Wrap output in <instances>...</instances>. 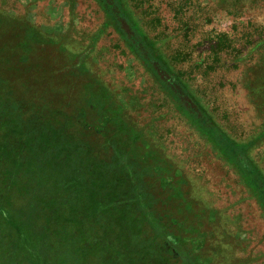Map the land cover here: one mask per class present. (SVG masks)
Returning <instances> with one entry per match:
<instances>
[{
  "label": "rangeland",
  "instance_id": "1",
  "mask_svg": "<svg viewBox=\"0 0 264 264\" xmlns=\"http://www.w3.org/2000/svg\"><path fill=\"white\" fill-rule=\"evenodd\" d=\"M127 1L129 24L114 25L98 0H0V92L12 97L3 108L31 120L26 129L41 116L81 140L83 166L130 153L154 197L143 233L156 234L151 249L168 264H264V0ZM217 130L247 147L258 173L241 177L209 141ZM5 165L0 196L26 214L18 231L0 209V264H93L69 259L68 229L49 244L47 195L34 193L30 210L29 196H11L37 164L14 179ZM91 230L82 242L109 232Z\"/></svg>",
  "mask_w": 264,
  "mask_h": 264
},
{
  "label": "trees",
  "instance_id": "2",
  "mask_svg": "<svg viewBox=\"0 0 264 264\" xmlns=\"http://www.w3.org/2000/svg\"><path fill=\"white\" fill-rule=\"evenodd\" d=\"M98 2L102 3L107 15L111 14L110 17L113 15L114 25L129 24L131 15L128 18V14L123 16L121 13L122 10L130 11L127 0L110 2L98 0ZM117 15L120 17L118 20ZM3 93L0 92L2 94L0 95V166L5 163L6 165L2 176L14 179L11 173L18 167L26 165L29 161L37 164L38 173L31 172L30 178L22 182L14 181L8 188L12 187L11 196L14 190L18 197L29 196L24 200L26 209L29 210L30 197L34 193L39 194L41 199L43 195L48 196L46 200L51 220L47 226L55 229L52 231V236L49 230L51 240L49 244L52 245V239L60 235L58 228L63 227L72 235L69 259H80L81 256H85L91 259L93 264L96 259H103V264H168L162 253L151 249V246L158 247L155 243L156 234L145 236L143 233L145 226L150 227L149 221L152 218L148 210H153L149 207V203L154 197L144 185L142 177L136 175L135 171L139 164L133 156L126 153L122 156H111L107 161H101L92 168L83 166L86 158L91 156L87 154L81 140L62 131L59 132L56 124H51L41 116L31 117L36 121L37 128L26 129L25 124L31 123V120L16 115L17 110L11 113L9 108H3L5 103V106H9L11 103L9 100H12L10 96L9 100L5 99L6 94ZM21 110H24V106ZM259 135L263 136L264 131ZM207 137L210 142H216L218 149L221 150L220 153L243 179L248 180L250 176L258 173L256 165L247 160V147L243 143L236 142L222 130L208 133ZM13 139L19 144V148L14 147ZM25 150L28 151V158ZM21 151H24L23 155L20 154ZM76 175L80 176V180L76 179ZM13 199L16 202L12 204L17 207L19 204L15 198ZM10 200L12 202L10 196H0V209L7 216L4 224L19 231L20 219L24 218L26 213L21 206L17 207L18 210L13 209ZM38 200L37 206L40 204ZM67 200L77 205L78 210L73 213L65 208L68 204ZM261 206L264 213L263 200ZM101 222L106 224L102 226ZM96 224L100 228L109 229L108 234H96L90 240L82 242L81 235L85 232L93 233L91 227ZM110 239L117 242L115 246L104 244ZM129 250L133 253L132 261L122 263L123 257L129 253ZM147 257L156 260L151 263L146 261ZM66 263L72 262L70 260Z\"/></svg>",
  "mask_w": 264,
  "mask_h": 264
}]
</instances>
